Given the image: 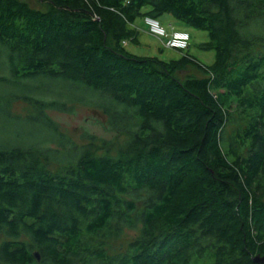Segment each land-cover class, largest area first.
I'll use <instances>...</instances> for the list:
<instances>
[{"label": "trees", "instance_id": "trees-1", "mask_svg": "<svg viewBox=\"0 0 264 264\" xmlns=\"http://www.w3.org/2000/svg\"><path fill=\"white\" fill-rule=\"evenodd\" d=\"M38 1L0 0L10 72L40 82L9 96L28 99L47 133L0 140V264H264L253 260L264 254V0ZM139 16L207 31L213 63L189 47L169 60L131 52ZM44 79L68 101L60 88L47 99ZM78 103L123 134L115 152L95 135L79 145L47 113ZM236 113L245 123L229 141Z\"/></svg>", "mask_w": 264, "mask_h": 264}, {"label": "rangeland", "instance_id": "rangeland-1", "mask_svg": "<svg viewBox=\"0 0 264 264\" xmlns=\"http://www.w3.org/2000/svg\"><path fill=\"white\" fill-rule=\"evenodd\" d=\"M27 1L32 7L44 9L45 4L38 0H24ZM128 2V0H127ZM163 24L171 29H184V23L171 16L169 21L162 20ZM135 28L140 31L139 42L125 41L124 44L127 48L134 52L135 54L141 56L154 55L160 58L169 60L172 58L181 57V51L173 48H168L165 46V38L159 37L152 34L149 31V27L145 22V16H139L135 20ZM191 34L190 46L187 50L190 54L195 56L202 63L210 65L215 59L214 50H206L200 46V43L207 41L209 39V34L205 30H198L190 28L188 29ZM2 48V47H0ZM3 49V48H2ZM1 50V49H0ZM7 49L4 47L3 51L0 52V93L4 94L6 97H10V107L8 112H6V107L4 106L6 101H0V140H25L29 141L30 132H34L38 141H40L47 133L44 129L33 124L30 119L31 113L35 110L28 99L23 97H17L15 94L9 96L10 93H16L22 95V93L29 94L26 86L23 83L30 86L39 84V80L36 79H22L18 75H12L10 72L9 64L6 63ZM189 73H195L199 75L194 70H189ZM47 88L54 87L51 91H48L47 99H54L56 93L54 91L58 88L66 92L67 86L56 87L54 80H43ZM25 87V88H24ZM33 95H37V92H33ZM68 94L65 93L60 99L66 101L68 99ZM68 101V100H67ZM69 105H72L71 102ZM236 106V103H233ZM48 115L59 125V128L66 135L71 137L79 145H86L90 141V136L95 135L98 138L99 145H104L101 141L105 142L113 152L116 151L117 145L123 139V134L117 136L116 131L109 129L108 118L101 111L87 104H75L73 111H61V110H47ZM34 121V120H33ZM244 119L239 113L232 115L230 123L226 126L224 138L232 141L236 138L237 128L244 126ZM37 127V128H36ZM34 135V136H35ZM36 140V138H35ZM37 142V141H36ZM51 144V146H57L56 143L48 142L42 144ZM137 234V230L130 229L126 230L121 237L115 239L112 244L116 250L125 249L130 242V240ZM208 256L197 257L192 261V264H213L214 258Z\"/></svg>", "mask_w": 264, "mask_h": 264}, {"label": "built area", "instance_id": "built-area-1", "mask_svg": "<svg viewBox=\"0 0 264 264\" xmlns=\"http://www.w3.org/2000/svg\"><path fill=\"white\" fill-rule=\"evenodd\" d=\"M145 22L149 31L159 37L165 38V46L168 48L185 50L190 44V33L184 29L168 30L157 18L146 16Z\"/></svg>", "mask_w": 264, "mask_h": 264}, {"label": "water", "instance_id": "water-1", "mask_svg": "<svg viewBox=\"0 0 264 264\" xmlns=\"http://www.w3.org/2000/svg\"><path fill=\"white\" fill-rule=\"evenodd\" d=\"M37 259H40V254L38 252L35 253ZM253 260L257 263H264V254H257L253 257Z\"/></svg>", "mask_w": 264, "mask_h": 264}]
</instances>
